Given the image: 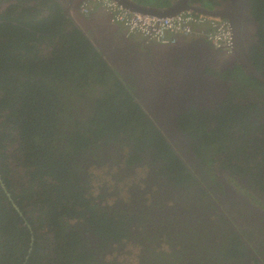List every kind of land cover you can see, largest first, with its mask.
<instances>
[{"label": "trees", "instance_id": "16d2710c", "mask_svg": "<svg viewBox=\"0 0 264 264\" xmlns=\"http://www.w3.org/2000/svg\"><path fill=\"white\" fill-rule=\"evenodd\" d=\"M251 2L259 23L253 63L264 75V0ZM59 3L24 0L0 11V118L7 112L0 122V264H98L102 252H109L103 241L121 246L138 241L135 215L102 207L97 199L105 195H92L80 155L88 158L113 140L135 142L138 149L164 145L135 102V87L123 81ZM236 68L244 83L264 89L258 78ZM240 84L232 85L233 97L213 123L194 107L179 122L199 140L203 154L227 152L232 166L239 167L237 160L258 169L252 175L264 190V138L248 139L264 125L256 128V120H249L253 113L236 101V91L245 92ZM10 143L17 146L13 154L6 150ZM182 167L180 162L172 167V176L182 175ZM223 251V257L238 261L245 245L233 235ZM207 257L204 261L212 264Z\"/></svg>", "mask_w": 264, "mask_h": 264}, {"label": "flooded vegetation", "instance_id": "af4514ba", "mask_svg": "<svg viewBox=\"0 0 264 264\" xmlns=\"http://www.w3.org/2000/svg\"><path fill=\"white\" fill-rule=\"evenodd\" d=\"M18 1L24 3V0H0V11L8 10ZM32 1L34 4L35 0ZM56 1L60 2L61 7L71 2L73 10H77L82 0ZM157 1L162 2L155 0V3ZM191 3L209 9H220L238 20L241 19L245 53L253 62L252 51L259 44V23L253 15L251 0H245L243 4H240V0H191ZM78 18L80 22L74 23L103 51L109 65L120 71L123 81L135 87V102L144 109L162 138L159 140L164 142L161 148L151 145L142 146L143 149L135 147L134 142L125 151V140H113L107 145L101 144L102 147L95 153L90 152L88 158L80 155V162L86 172L93 155L99 151L103 152V162L119 167L114 176L116 188L110 193L103 191V199L119 195L123 191L118 186L121 180L125 176H133L137 168L144 166L148 171L146 181L150 187L155 186L151 199L153 203L150 205L141 196L143 191L138 185H132L128 188L131 202L126 203L128 207L124 210L137 218L136 223H133L141 238L138 241L142 244L145 242L149 250L158 235L167 234L176 243L182 245L185 242L182 246L189 250L188 254L184 251L179 253L183 260L181 264H202L205 258L208 259L207 255L212 259V264H264V190L257 183L260 179L252 175L259 170L237 160L233 161L235 165L252 169L241 170L232 166L227 152L217 157L203 154L198 146L199 140L191 131H185L179 122V118L194 107L200 110L202 119L213 123L215 116L220 115L223 106L232 99V85L241 81L240 89H245V92L236 91L239 94L238 100L244 107H248L251 115L253 113L249 120H256V128L264 125V89L246 84L239 78L243 76V72L237 66H241L247 74H252L241 64V57L236 53L229 55L223 50H217L204 39L181 40L173 46H163L142 37L136 40L133 36L131 40L125 41L115 26L113 30L119 38L112 36L113 32L105 30L106 15L105 19L95 15ZM132 44H136L138 48L132 53L124 50L133 47ZM160 55H167L168 62L173 66L163 62ZM244 96H249V99ZM169 98L174 102L171 107L167 104ZM225 100L227 101L224 103ZM177 102L185 103V108L176 110ZM85 105H82L81 113ZM6 113L3 112L5 117H1L0 122L7 120ZM171 117L173 120L168 124ZM247 128L254 127L249 124ZM255 135L264 138V133L257 128L248 139ZM168 147L171 151L165 152ZM168 155L169 159H166ZM121 161H127L125 167L121 166ZM178 162L184 170L182 175L175 178L172 176V167L177 168ZM240 184L249 190L248 194L241 190L243 187ZM167 200L173 201V204L167 203ZM255 200L261 201L263 208ZM105 207L113 209L114 205ZM233 235L240 237L245 245L244 255L238 261L223 257V249L228 246ZM147 236L151 241L146 239ZM95 238L99 243L105 244L106 240L102 242L99 237ZM105 246L110 252L111 243ZM105 252H102L103 256ZM150 260L152 264L173 262L168 256L163 263L157 262L153 256H150ZM100 263L116 264L99 258L98 264ZM204 264L207 263L204 261Z\"/></svg>", "mask_w": 264, "mask_h": 264}, {"label": "rangeland", "instance_id": "374dc122", "mask_svg": "<svg viewBox=\"0 0 264 264\" xmlns=\"http://www.w3.org/2000/svg\"><path fill=\"white\" fill-rule=\"evenodd\" d=\"M253 32H255V29ZM245 99H249V96H247ZM236 101L239 102L240 100ZM259 131L264 133V127H261ZM14 148H17L16 144L11 145L10 143L6 150L8 153L13 154L15 152ZM128 149L129 146L125 145L124 150L128 151ZM102 153L103 152L100 151L99 153L93 155V162L87 168V172L91 176L92 195L96 197H99L100 193H103V191L105 190L109 193L112 192L113 188L115 189L117 184L114 180V176L118 172L119 167H116V165L110 166L108 162H103L104 159L102 158ZM10 161H12V165H14L13 167L17 168L18 175H23L24 170L21 167L18 168V166H16L17 161L12 160V157L10 158ZM126 164L127 161H121V166L125 167ZM147 175L148 171L146 167L142 166L137 168L136 173L133 176H125L123 180H121L118 186L122 188L123 191L120 192L119 195H112L108 197L107 200H101L99 199V197L97 201L102 207L114 205L113 208L124 209L125 207H128L127 204H130L131 202V194L128 193V188L132 185H138L139 188L143 191V195L141 196H144L146 200L149 201L148 203L151 205L153 203V201L151 200L152 191L154 190L155 186H149V183L146 181ZM22 179L25 178L22 177L21 180ZM240 186L242 185L240 184ZM241 190L245 194H248L249 192V190H246V188L244 187L241 188ZM249 197H251V195H249ZM254 202L263 208V204L261 203V201L255 200ZM122 203H125L124 207L122 206ZM167 203L173 204V201L169 200ZM146 239L151 241L150 237L148 236L146 237ZM106 241L105 244L111 243L110 252L105 253V255L103 256V259L108 263L115 262L116 264H152L150 256H153L157 262L163 263L165 262V258L168 256L173 261L171 264H181L183 260L182 257L179 256V253H183V251L185 252V254L189 253L188 249H185L180 243H176L175 240H173L167 234L158 235V237H156V239L152 241L150 249L153 251L149 250L146 247L145 242L142 244L140 241L134 242L133 239L123 246L118 245L114 242L106 243ZM149 251H151L150 254ZM258 254L259 256H261L260 253Z\"/></svg>", "mask_w": 264, "mask_h": 264}, {"label": "built area", "instance_id": "2783aa9c", "mask_svg": "<svg viewBox=\"0 0 264 264\" xmlns=\"http://www.w3.org/2000/svg\"><path fill=\"white\" fill-rule=\"evenodd\" d=\"M101 5L115 23L123 25L130 33L142 35L162 45H176L183 37L204 39L215 49L231 52L234 34L226 19L182 11L173 16H156L132 11L114 0H87L82 12L90 13L93 6Z\"/></svg>", "mask_w": 264, "mask_h": 264}, {"label": "water", "instance_id": "95a60500", "mask_svg": "<svg viewBox=\"0 0 264 264\" xmlns=\"http://www.w3.org/2000/svg\"><path fill=\"white\" fill-rule=\"evenodd\" d=\"M119 1L133 11L148 13V14H157L161 16H173L184 10H194L196 12H204L214 16L227 17L228 19H230L232 23L233 32H234V51L237 55L241 57V61H240L241 64L244 66L246 71L254 74L258 79H260L264 83V75L256 68V66L253 64V62H251L250 58L245 53V45L242 37L243 29H242L241 19L238 20L235 17H233L230 13L222 10L209 9L206 7L192 4L191 0H173V2L169 6L163 8L157 6L145 5L142 3H138L134 0H119ZM244 2L245 0H240V4H243ZM71 8H72L71 2L67 6H63L65 14L73 18ZM179 102L176 103V110L185 108L184 106L185 103H179ZM167 104L170 107L174 104L172 98H169ZM172 120L173 117H171L168 124H170Z\"/></svg>", "mask_w": 264, "mask_h": 264}, {"label": "clouds", "instance_id": "9594fccd", "mask_svg": "<svg viewBox=\"0 0 264 264\" xmlns=\"http://www.w3.org/2000/svg\"><path fill=\"white\" fill-rule=\"evenodd\" d=\"M85 1H87V0H82L81 1V3H80V7L77 9V10H73V7L71 8V10H72V15H73V20H74V22L75 23H77V22H80V20H79V18H78V16H84V17H88V16H90V15H95V16H101V17H103L104 19H105V15L107 16V22L104 24V28H105V30L108 32V33H112L113 32V34H112V36H114V37H117V38H119V36H116V34H115V32H114V30H113V26H115L116 28H117V30H118V33H119V35H120V37L123 39V40H131V36H133V37H137V36H140V37H142V38H146V37H144V36H142V35H139V34H135V33H130L123 25H121V24H119V23H115V22H113L112 20H111V16H110V14L101 6V5H96V6H93V8L91 9V11H90V13H88V14H85V13H83L82 12V5H83V3L85 2ZM114 1H116V2H118V3H120L121 5H123L124 7H126L123 3H121L119 0H114ZM153 1H155V0H153ZM163 2V1H162ZM173 2V1H172ZM171 2V3H172ZM139 3V2H138ZM147 3V4H146ZM146 3H145V5H150V6H155V5H153L151 2H150V0H147L146 1ZM163 3H166L165 1L163 2ZM170 3V4H171ZM143 4V3H142ZM169 4V5H170ZM168 5V6H169ZM63 6H67V5H63ZM63 6H62V8H63ZM158 7V6H157ZM126 8H128V7H126ZM161 8H163V7H161ZM129 9V8H128ZM64 10V9H63ZM96 10H99L100 11V13L97 15V14H95V12H96ZM131 10V9H130ZM220 10V9H219ZM133 11V10H132ZM184 11H186V10H184ZM191 11H193L194 13H202V14H206V15H209V16H214V15H211V14H208V13H204V12H196V11H194V10H191ZM136 12V11H135ZM182 12V11H181ZM65 13V12H64ZM141 13V12H140ZM104 14V15H103ZM143 14H148V13H143ZM178 14V13H177ZM66 15V14H65ZM78 15V16H77ZM149 15H156V16H161V15H157V14H149ZM176 15V14H175ZM67 16V15H66ZM214 17H218V18H221V19H226L230 24H231V27H232V23H231V21H230V19H228L227 17H219V16H214ZM77 21V22H76ZM118 25H120V26H122V29L118 26ZM259 29V28H258ZM232 31H233V27H232ZM85 33V32H84ZM86 34V33H85ZM233 34H234V32H233ZM91 38V37H90ZM148 39V38H147ZM151 40V39H150ZM181 40H183V41H186V40H202L201 38H199V39H190V38H181L180 40H179V42L181 41ZM154 41V40H153ZM130 42H132V41H130ZM178 42V43H179ZM257 43H259V37H258V39H257ZM95 44V43H94ZM96 46H97V44H95ZM162 45V44H161ZM177 45V44H176ZM163 46H169V45H163ZM171 46H173V45H171ZM98 47V46H97ZM246 47V46H245ZM99 48V47H98ZM140 50H142V48L140 49ZM218 50V49H217ZM143 51V50H142ZM224 51V50H223ZM227 54H229V55H234L235 54V51H234V47H233V50L231 51V52H228V51H225ZM257 68V67H256ZM92 162H93V157H92ZM91 162V163H92ZM90 163V164H91Z\"/></svg>", "mask_w": 264, "mask_h": 264}, {"label": "crops", "instance_id": "0c3cea01", "mask_svg": "<svg viewBox=\"0 0 264 264\" xmlns=\"http://www.w3.org/2000/svg\"><path fill=\"white\" fill-rule=\"evenodd\" d=\"M134 1H136V2H139V3H143V4H145L146 3V1L147 0H134ZM163 2L165 1L166 3H163V2H160V1H157L156 3H155V1H153V0H150V2L153 4V5H155V6H158V7H167L173 0H162ZM147 4V3H146ZM100 13V11L99 10H96V12H95V14H99ZM121 29H122V26H120V25H118ZM116 36H118L117 34H116ZM135 39L136 40H139L140 39V36H137V37H135ZM123 40V39H122ZM186 41H190V40H186ZM133 43H135V42H133ZM183 43H186V42H183ZM133 45V48L135 49V48H138V46L135 44H132ZM142 50L144 51V48H142ZM160 57H161V59L163 60V62L165 61L166 63L168 62V58H167V55H160ZM165 59V60H164ZM167 64H169V66H173L172 65V63L171 62H168Z\"/></svg>", "mask_w": 264, "mask_h": 264}]
</instances>
